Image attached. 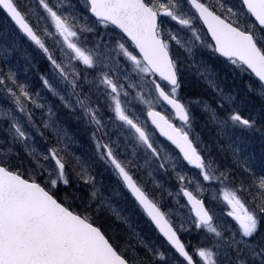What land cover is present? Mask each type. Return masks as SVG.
Here are the masks:
<instances>
[{"label": "snow or ice", "instance_id": "obj_1", "mask_svg": "<svg viewBox=\"0 0 264 264\" xmlns=\"http://www.w3.org/2000/svg\"><path fill=\"white\" fill-rule=\"evenodd\" d=\"M0 264H264V0H0Z\"/></svg>", "mask_w": 264, "mask_h": 264}]
</instances>
